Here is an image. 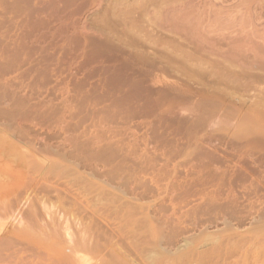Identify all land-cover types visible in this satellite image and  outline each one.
Listing matches in <instances>:
<instances>
[{"label": "rangeland", "instance_id": "rangeland-1", "mask_svg": "<svg viewBox=\"0 0 264 264\" xmlns=\"http://www.w3.org/2000/svg\"><path fill=\"white\" fill-rule=\"evenodd\" d=\"M0 165L5 231L43 199L80 264H264V0H0Z\"/></svg>", "mask_w": 264, "mask_h": 264}, {"label": "bare ground", "instance_id": "bare-ground-1", "mask_svg": "<svg viewBox=\"0 0 264 264\" xmlns=\"http://www.w3.org/2000/svg\"><path fill=\"white\" fill-rule=\"evenodd\" d=\"M38 164H41V162H39ZM3 168H6V167L4 166ZM2 201L4 200L2 199ZM48 209L49 208L46 206V203L43 201V199H37V201L36 202L34 201V203H31V201H25L20 196L19 197L13 196L12 198L8 199L6 201L4 211H5L6 219L11 220L10 221L11 223L9 225V229H7L8 231H5L4 225L0 224V233L3 232L4 230V233H2V235L0 234V242L7 241V240L13 241L15 239V236H17V234L14 236L8 234L9 232H13L12 230H10V227H13V228L16 227V229H18V231L16 232H20V231L29 232L30 230H33L34 232V229H35L39 231L40 237L54 233L56 236H61L65 240V244L67 246L68 251H70V253L74 256L75 260L77 259V264H80V261H81L80 259L82 258V255L88 256V253L91 252L89 251L88 242L85 240L84 237H78L79 235L81 236L82 234H78V236H75L73 232H70V229L68 228L67 223L66 222L61 223L60 216L56 218L52 217L50 213L48 212ZM43 227L45 229H48L47 230L48 232L46 231L40 232V229ZM30 233H32V231H30ZM19 235L20 234H18V237H20L22 234L20 236ZM83 259L84 258H82V260ZM120 261L122 260L114 259L112 260V263H121ZM124 263H126V261H123V264Z\"/></svg>", "mask_w": 264, "mask_h": 264}]
</instances>
